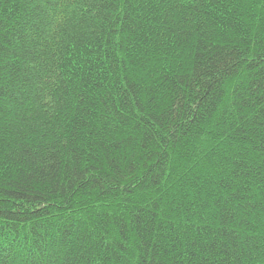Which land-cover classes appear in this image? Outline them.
Instances as JSON below:
<instances>
[{"label":"trees","instance_id":"1","mask_svg":"<svg viewBox=\"0 0 264 264\" xmlns=\"http://www.w3.org/2000/svg\"><path fill=\"white\" fill-rule=\"evenodd\" d=\"M0 264H264V0H0Z\"/></svg>","mask_w":264,"mask_h":264}]
</instances>
